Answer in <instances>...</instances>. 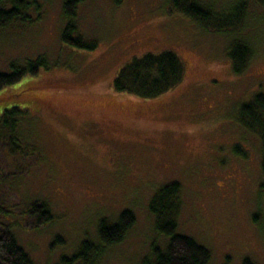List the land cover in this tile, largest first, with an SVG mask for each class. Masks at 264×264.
I'll list each match as a JSON object with an SVG mask.
<instances>
[{
    "label": "rangeland",
    "instance_id": "rangeland-1",
    "mask_svg": "<svg viewBox=\"0 0 264 264\" xmlns=\"http://www.w3.org/2000/svg\"><path fill=\"white\" fill-rule=\"evenodd\" d=\"M196 1L228 14L237 0ZM36 2L25 23L0 31V72L38 56L48 67L0 90L8 99L0 112H24L15 132L36 151L12 153L0 143V224L32 261L56 264L84 240L97 244L98 222L112 224L127 210L134 224L95 264H141L152 244L166 243L148 203L176 183V233L205 247L207 264H264L261 140L238 122L241 105L264 93V6L245 0L241 26L217 34L172 0H83L72 22L89 50L61 42L63 0ZM233 39L252 51L238 75L226 56ZM162 51L182 60L181 83L154 98L113 89L133 57ZM33 203L48 209L50 222L35 226L25 214Z\"/></svg>",
    "mask_w": 264,
    "mask_h": 264
},
{
    "label": "trees",
    "instance_id": "trees-1",
    "mask_svg": "<svg viewBox=\"0 0 264 264\" xmlns=\"http://www.w3.org/2000/svg\"><path fill=\"white\" fill-rule=\"evenodd\" d=\"M83 0H63L62 14L66 21L60 40L72 48L93 49L75 33L72 22L75 9ZM118 5L122 0H112ZM173 6L186 16L197 22L205 30L217 34H231L241 26L246 13L245 0H237L223 13H213L211 9L202 7L196 0H172ZM264 6V0H255ZM29 9L38 10L36 0H0V31L13 23H25ZM252 54L251 47L239 39H233L228 45L226 56L231 63L232 72L241 74ZM44 57L38 56L28 60L24 66L10 64V71L0 72V90L18 82L25 75H35L41 69H47ZM184 65L182 60L171 51L145 53L133 57L123 65L115 78L112 87L116 92L135 95L140 98L158 97L182 82ZM0 96V104L7 101ZM264 110V93L256 94L250 102L242 104L238 122L249 130L259 133L261 140L260 170L264 176V122L260 111ZM24 112L17 107L0 112V143H4L12 153L35 154V149L21 146L16 135L18 119ZM249 120V122H248ZM251 120V121H250ZM23 138V137H22ZM24 139V138H23ZM179 186L171 183L159 188L148 203V210L154 218V229L158 236L166 239L163 248L152 244L149 255L141 264H207L210 252L192 238L176 233V216L180 207ZM25 214L35 219V226L44 225L51 220L50 213L43 205L31 204ZM134 224V216L124 210L119 213L114 223L108 224L100 220L97 225L94 244L88 240L80 243L77 251L71 256H61L56 264H95L103 251L122 241L125 234ZM0 264H35L23 248L18 244L8 224H0ZM242 264H252L244 259Z\"/></svg>",
    "mask_w": 264,
    "mask_h": 264
}]
</instances>
